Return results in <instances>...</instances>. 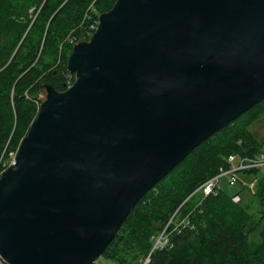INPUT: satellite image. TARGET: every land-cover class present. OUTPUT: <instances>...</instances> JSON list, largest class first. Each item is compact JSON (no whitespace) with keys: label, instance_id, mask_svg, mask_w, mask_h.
Segmentation results:
<instances>
[{"label":"water","instance_id":"obj_1","mask_svg":"<svg viewBox=\"0 0 264 264\" xmlns=\"http://www.w3.org/2000/svg\"><path fill=\"white\" fill-rule=\"evenodd\" d=\"M0 174L8 264H94L137 202L264 98V0H117Z\"/></svg>","mask_w":264,"mask_h":264},{"label":"trees","instance_id":"obj_2","mask_svg":"<svg viewBox=\"0 0 264 264\" xmlns=\"http://www.w3.org/2000/svg\"><path fill=\"white\" fill-rule=\"evenodd\" d=\"M116 1L0 0V174L38 113L40 85L64 90L74 81L67 68L73 45L91 36L98 15ZM263 117L264 98L199 143L137 202L94 264H141L147 257L149 264H264L260 167L239 171L255 178L253 194L239 181L193 196L230 167L231 154L250 162L264 154V138L251 129ZM161 234L167 242L155 246Z\"/></svg>","mask_w":264,"mask_h":264},{"label":"rangeland","instance_id":"obj_3","mask_svg":"<svg viewBox=\"0 0 264 264\" xmlns=\"http://www.w3.org/2000/svg\"><path fill=\"white\" fill-rule=\"evenodd\" d=\"M99 16V15H98ZM92 25H94V27H92ZM91 25V27L94 29L96 26H98V20H97V22L96 23H94V24H92ZM97 28V27H96ZM91 35H92V31H91V33H90ZM40 96H41V93H40ZM251 129L254 131V134L258 137V138H260V139H263L264 138V117L263 118H261V119H259V120H257L256 122H254V124L252 125V127H251ZM15 154V152L13 153H10V155H11V161L14 159V155ZM230 157V156H229ZM260 159H264V154H261V156H260ZM234 160L236 161V160H238V161H240V159L237 157V156H235V158H234ZM262 161H264V160H260V162H257L258 164L260 163V164H262L261 166H260V170L261 171H264V165H263V162ZM257 163H255V164H257ZM254 166H258V165H254ZM222 168V167H221ZM221 168H220V172H219V175H217V177L219 178V179H221L220 180V184H221V186L223 187V186H225L226 185V187H228V188H230V189H234L235 187H237L240 183H242L244 186H247L248 187V190H250L251 192L250 193H252V192H254L255 191V185H253L252 186V184H255V178H253V180H252V178L250 179V180H248L247 178H245V176L243 177L241 174H240V176H241V178L243 179V178H245L244 180H246V182H240L239 184H236V185H234V186H232V185H230V184H228V180H229V177L227 178V173L226 172H221ZM217 181L216 180H214L213 182H210L209 184H205V185H203V184H201V185H199V187L193 192V196H198L199 194H204V193H206V191H208L210 188H212V186H214L215 185V183H216ZM238 183V182H237ZM224 184V185H223ZM205 186V187H204ZM244 192H247V190H244ZM253 194V193H252ZM249 195L248 194H245L244 196H243V201H245L246 202V198H247V200L249 199ZM255 207H256V205H255ZM159 240H163V237L160 235V236H158V238H157V241H159ZM99 258V257H98ZM100 261H101V259H100ZM102 262H104L105 263V260H103ZM107 262V261H106Z\"/></svg>","mask_w":264,"mask_h":264},{"label":"built area","instance_id":"obj_4","mask_svg":"<svg viewBox=\"0 0 264 264\" xmlns=\"http://www.w3.org/2000/svg\"><path fill=\"white\" fill-rule=\"evenodd\" d=\"M92 27H94V25H92ZM91 27V28H92ZM97 27V26H96ZM96 27L94 28V29H96ZM93 29V28H92ZM74 38V37H73ZM235 154H231L230 155V157L228 158V162L230 163V167H228V168H224V167H222L221 168V172H226L227 174V178L229 177V180H228V184H230V185H232V186H234V185H236V184H238L237 182H239V181H243V182H246L245 180H243L242 178H241V176H240V173H239V171L241 170V169H244V168H248V167H253L254 165H258V166H254V167H260L262 164H258L257 162H260V160H264V159H260V156L258 157V158H256V160L254 161V162H250V161H245V160H243V159H240V161H238V160H234V158H235ZM263 162V165H264V161H262ZM255 163H257V164H255ZM217 175H219V174H217ZM217 175L216 176H214V177H212V178H210L208 181H206L205 183H203V185H205V184H209L210 182H213L214 180H216L217 182L215 183V185L214 186H212V188H210L208 191H206V193L205 194H209V193H211V192H213V191H216V189L217 188H221L222 186H221V184H220V180L221 179H219L218 177H217ZM253 185H255V184H252V186ZM206 186V185H205ZM204 186V187H205ZM234 199L235 200H238L239 199V195L238 194H235L234 195ZM183 222H185V221H183ZM182 222V223H183ZM161 236L163 237V240H159V241H156V244H155V246H160V247H162V246H164V244L167 242V239L165 238V236L163 235V234H161ZM150 263V258L149 257H147L141 264H149ZM0 264H8L5 260H3L2 258H1V256H0Z\"/></svg>","mask_w":264,"mask_h":264},{"label":"bare ground","instance_id":"obj_5","mask_svg":"<svg viewBox=\"0 0 264 264\" xmlns=\"http://www.w3.org/2000/svg\"><path fill=\"white\" fill-rule=\"evenodd\" d=\"M75 44H76V43H75ZM70 54H71V53H70ZM69 56H70V55H69ZM70 85H71V84H70ZM70 85H69V86H70ZM11 163H12V162H11ZM11 163H10V164H11ZM10 164H9V165H10ZM5 169H6V168H5ZM238 195H239V194H238ZM233 200H235V199H234V195H233ZM235 201H236V202L241 201V196L239 195V199H238V200H235Z\"/></svg>","mask_w":264,"mask_h":264}]
</instances>
